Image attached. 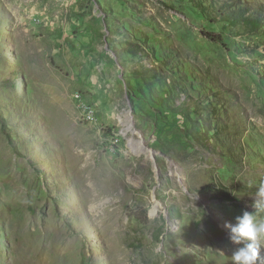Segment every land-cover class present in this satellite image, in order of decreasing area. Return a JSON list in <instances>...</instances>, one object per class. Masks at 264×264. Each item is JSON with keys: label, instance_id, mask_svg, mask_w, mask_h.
<instances>
[{"label": "rangeland", "instance_id": "1", "mask_svg": "<svg viewBox=\"0 0 264 264\" xmlns=\"http://www.w3.org/2000/svg\"><path fill=\"white\" fill-rule=\"evenodd\" d=\"M261 181L264 0H0V264H232Z\"/></svg>", "mask_w": 264, "mask_h": 264}, {"label": "clouds", "instance_id": "2", "mask_svg": "<svg viewBox=\"0 0 264 264\" xmlns=\"http://www.w3.org/2000/svg\"><path fill=\"white\" fill-rule=\"evenodd\" d=\"M253 208H264V181L260 182ZM227 239L236 246L231 254L232 264H256L259 259V239L264 237V221L258 222L253 212L244 211L232 224L225 223Z\"/></svg>", "mask_w": 264, "mask_h": 264}, {"label": "trees", "instance_id": "3", "mask_svg": "<svg viewBox=\"0 0 264 264\" xmlns=\"http://www.w3.org/2000/svg\"><path fill=\"white\" fill-rule=\"evenodd\" d=\"M241 13H243V14H245V16H243V17H239V16H237V13H233V12H229V15H224L223 17L224 18H226V19H243L244 21H247V22H252V23H254L255 21H254V19H253V15L252 14H248V13H244V12H241ZM226 21H228V20H226Z\"/></svg>", "mask_w": 264, "mask_h": 264}, {"label": "bare ground", "instance_id": "4", "mask_svg": "<svg viewBox=\"0 0 264 264\" xmlns=\"http://www.w3.org/2000/svg\"><path fill=\"white\" fill-rule=\"evenodd\" d=\"M129 130V129H128Z\"/></svg>", "mask_w": 264, "mask_h": 264}]
</instances>
